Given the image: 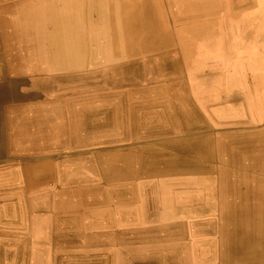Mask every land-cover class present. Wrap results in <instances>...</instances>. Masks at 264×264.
<instances>
[{
    "label": "bare ground",
    "instance_id": "obj_1",
    "mask_svg": "<svg viewBox=\"0 0 264 264\" xmlns=\"http://www.w3.org/2000/svg\"><path fill=\"white\" fill-rule=\"evenodd\" d=\"M250 2L251 0H26L21 6L10 9V14L15 15L10 26L12 28V24L15 25L13 30L16 35L23 37L21 44L23 50H26L19 64L20 72L15 73V78L7 77L2 73L4 62L2 64L0 60V80L15 82L14 89L17 85L16 91L21 100L32 103L50 101L44 107L45 116L54 106L58 113L63 111L62 113L68 114L70 123L80 117L77 114L79 110L81 112L85 109V121L77 126H69L72 143H82L85 150L95 147L97 154L103 150L120 153L121 160L117 164L121 167L118 172L123 180L134 177L136 171L131 166L132 153L144 148L152 150L153 154L151 159H145L144 164L164 163L175 167L171 170L148 168L144 176L154 177L156 172L165 175L178 171L191 176L187 182L175 181L178 179L174 178L171 181L162 180L165 181L166 196L203 194V199L196 201L164 199L161 202L164 208L162 216L159 215L161 218L148 207L144 215L140 211L133 213L134 215L127 213L125 222L130 226L142 224L146 220V223L154 224L157 219L165 222L169 218L214 214L212 197L216 191L212 183H209L216 175L214 163L218 149L213 137L215 134L220 136L243 129L245 124L254 125L251 124L254 119L246 110L256 92L254 83L259 78L264 80V64L259 62L261 60L246 61L248 56L235 52L236 45L230 43L238 30L245 29L248 23L254 22L248 18ZM256 21L261 25V19L256 18L254 23ZM10 43L13 41L10 40ZM220 43H223L221 50ZM234 60L237 61L233 62ZM255 63L258 64L255 66ZM237 67L239 70L236 71ZM8 89L0 91V96L2 92L8 96ZM141 110H145V113L141 114ZM26 115L24 118L27 127L25 130L21 128L17 136L31 139L32 136L27 132L36 117L31 111ZM245 115H249L247 121H240L239 117L244 119ZM92 119L95 120L91 121ZM124 128L131 130L124 138L102 135L96 143H88L87 135L93 137L97 135L95 133H118ZM80 132H84L83 136L78 135ZM250 141L251 138L236 137L232 143L238 147L233 150L241 151ZM29 146V150H43L52 145L49 140H44ZM167 151L172 158L163 159V156H159ZM83 154L84 159L79 161L82 166L70 169L66 174L68 180H83L77 183L81 186L86 178L96 181L114 177V164L99 163L98 157H94L97 160L94 163ZM88 156L92 158L91 155ZM229 168L227 165L220 170L225 169L222 191L231 194L237 183L231 182L233 172ZM34 176L37 177L35 183L26 191L32 192L33 188L40 191V186L44 191L49 187L41 181V176ZM57 176L58 173L54 170L53 179ZM72 182L68 185L73 184ZM156 188L158 185H151L146 191L149 189L153 192ZM262 190L263 187L257 190L260 213L248 212L252 208L250 203L236 206L228 212L221 222L224 229L220 230V233L225 231L227 239L231 241L227 245V251L223 252L218 246L219 242L211 239L204 245L209 246L205 248L207 250L197 254L201 258L199 264H264ZM137 191L136 187L129 184L117 189V192L124 195L136 194ZM238 191L241 193L243 189L239 188ZM255 193L256 190L253 191ZM128 199L130 201L131 198H127L125 206L134 208L135 204H130ZM252 203L255 202L252 200ZM7 205L15 215L29 209L23 198L10 199ZM154 207L150 206L151 209ZM131 230L139 232L143 229ZM20 257L16 251L8 252L0 245V264H20Z\"/></svg>",
    "mask_w": 264,
    "mask_h": 264
},
{
    "label": "rangeland",
    "instance_id": "obj_2",
    "mask_svg": "<svg viewBox=\"0 0 264 264\" xmlns=\"http://www.w3.org/2000/svg\"><path fill=\"white\" fill-rule=\"evenodd\" d=\"M7 10L6 5L0 4V29L2 31L5 27L8 33H12V29L6 23L7 19L10 18L6 13ZM249 11H247L249 14L248 18L254 22L256 18L261 19V25H258L257 21L256 23H248L245 29L237 31V34L231 39L230 43L236 45L235 52L241 56H248V58L246 57V61H249V59L251 61L253 59L255 61L260 59L261 61L259 62L264 64V0H251ZM222 44L220 43L219 50H221ZM6 52L4 56L7 67L19 66L21 64L23 54L20 53L19 44H16L11 50H6ZM236 61L234 60L233 62ZM257 64L255 63V66ZM229 65L231 66V64ZM246 66L247 64L244 67ZM237 70H239L238 67ZM259 79V81L254 83L256 92L246 110L254 119V122L251 123L254 125L245 124L242 126L244 127L243 129L231 130L232 132L220 136L219 134H215L213 137L216 149H218L214 163L216 175L209 183H212L216 191L212 197L214 214H208L203 217L169 218L165 222L162 219H157L155 222L153 221L154 224H148L146 220V222L142 221V224L136 223V226H130L125 222L127 213L133 214L140 211L144 215L148 207L149 210H154L158 216H162L164 208L161 202L164 199L177 201L180 198L182 202L196 201L197 199H203V194H168L166 196L165 181L163 182L162 180L170 179L169 181H171L174 178L178 179L175 181L187 182L191 179V176L189 173H182L180 171L165 175L156 172L154 177L144 176L148 168L155 170L159 167V170L165 168H170L169 170H171V168H175L164 163L160 165L150 164L151 162L144 164L145 159L152 158V150L140 148L132 153L131 166L136 173L133 178L123 180L120 177V172H118L121 170V167L117 164L121 160V154L113 150H103L97 154L95 153L96 150L89 151L93 149L92 147L85 151L86 159L96 163L97 160L95 158L98 157L99 163L109 162L110 165L111 163L112 165L114 164V177L112 179L96 181L86 178L85 183L81 184V186L79 184H61L57 189L54 188V192L50 196L51 199L32 198L31 200H27L25 202L30 205L29 209H26V212L20 211L16 215L7 216L6 211L9 212V209L7 210L6 207L0 205V224H16L0 225V245L8 252L16 251L18 255L20 254V264H183L184 262L186 264H199L198 262L201 258L197 257V254L207 250L205 248L209 246L204 245L205 243L208 244L211 239L219 242L218 246H220L223 252L227 251V245L231 241L227 239L225 231L220 233V230L224 229L221 222L225 219V215L231 212L234 207L249 203L252 208L248 212L260 213L259 211L261 210L257 190L261 187L264 188V80L262 78ZM143 103L145 102L143 101ZM144 113L145 110H141V114ZM249 115H245L244 119L240 116L239 120L247 121ZM130 133L131 130L127 128L121 129L118 133H95L97 135L93 137L87 135L89 138L88 143H96V140H99L102 135L124 138ZM78 135L82 136L83 133ZM236 137L251 138V141L249 144H245L241 151H234V147H238L232 143ZM168 152L158 154L159 156H163V159H170L172 155ZM88 155H91L92 158H88ZM227 165L230 166L229 169L233 172L231 182L237 183L233 189V194L222 191V177H225V174H223L225 169H220ZM217 166L223 167L218 168ZM252 176L254 177L252 178ZM260 180L262 181L260 182ZM240 183H243V185ZM128 184L136 187L138 190L136 194L124 195L117 192L118 188ZM151 185H158V188L154 189L153 192H150L149 189L146 191L148 186L150 187ZM239 188L243 189V192L240 193L238 191ZM254 190H256L255 194H253ZM63 191L66 192L63 193ZM262 194L264 197V190H262ZM127 198H131L130 201L128 199V202L133 205L135 204V209H129L125 206ZM252 200L255 203H252ZM150 206L155 207L151 209ZM44 209L49 210L50 216L45 218L44 215H36L37 211ZM256 215L252 216L256 217ZM160 216L158 218H161ZM180 222L181 224H179ZM134 228L143 230H141L142 232H133L131 229ZM119 230L120 232H118ZM132 235H134L133 238H131ZM115 236H117L116 239ZM111 242L115 243L112 244ZM182 245L184 246L182 247Z\"/></svg>",
    "mask_w": 264,
    "mask_h": 264
},
{
    "label": "crops",
    "instance_id": "obj_3",
    "mask_svg": "<svg viewBox=\"0 0 264 264\" xmlns=\"http://www.w3.org/2000/svg\"><path fill=\"white\" fill-rule=\"evenodd\" d=\"M25 1L26 0L0 1V4L6 5L8 8L6 13L10 18L7 19L6 23L10 28L13 17H15V15L10 14V9L21 6L22 2ZM13 26L15 25L12 24V33H8L5 27L2 31L0 29V60L2 64L4 62V69L2 73L6 74L7 77L12 76L15 78V73L20 72V66L7 67L5 65L6 60L4 53H7L6 50L13 49L16 44H19L21 54H25L26 50H23L21 44L23 37L19 34H15ZM4 30L6 32L5 34ZM10 40H12L13 43H10ZM5 81L6 80L4 79L0 80V91L5 88H9L8 93L10 94L7 96L5 95V92H2L0 96V205H3L8 210L9 205L7 204L9 203L10 199L20 200L23 198L25 201L31 200L32 198L51 199V193H53L54 188H58L59 185L69 184L71 181H73V184L81 183L83 180H68L66 174L68 175L70 169H74L76 167L79 168L82 166L80 165L79 161L84 159L83 153H85L86 150L85 147L81 145V143H72L69 137V135L72 134H70L69 126H77L79 123L85 121L83 113L85 109H83L81 112H79V110L77 114H80V117H78L75 122L70 123L68 114L66 112L62 113L63 111L58 113L57 108L54 106L48 112L49 114L45 116L46 112L44 107L50 104V101L43 100L32 103L28 100H21L16 91L17 85L16 89H14L15 82ZM63 103L67 104L65 101ZM28 110H30L33 116L36 117V119H34V121L29 125L27 132V134L29 133L32 136L31 139L33 142H30L32 140L28 137L21 138L17 136L21 128L25 130L27 127V121L24 117L27 116V112H30ZM45 117L48 119L45 120ZM94 120L95 119H92L91 121ZM81 133L84 134V132H80L78 134ZM44 140H49V143L52 145L51 148L43 150H29V144L35 145L39 142H43ZM37 148L40 147L37 146ZM95 149L96 148L93 147L92 150H88L95 151ZM54 170L56 173H58V176L55 177V179L52 177ZM14 172L16 174H13ZM35 174H37V176H41V181L46 183L45 185L49 186L46 190H41L44 188H42L40 186L41 184H39L41 188L40 191L35 188H33L32 192L26 191L30 189L32 183H35V180L37 179V177L34 176ZM41 181L39 183H41ZM24 189L26 193H24ZM37 212L38 213H36V215H44L45 218L50 216L49 210L46 209ZM6 214L7 216L15 215L12 213V211H10V209L9 212L6 211ZM4 224L16 225L15 223H1L0 225Z\"/></svg>",
    "mask_w": 264,
    "mask_h": 264
}]
</instances>
